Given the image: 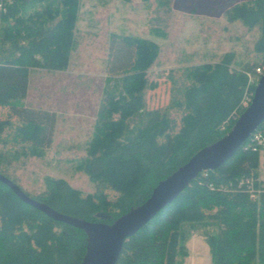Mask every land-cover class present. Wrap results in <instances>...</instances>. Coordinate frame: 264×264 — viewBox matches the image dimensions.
Returning a JSON list of instances; mask_svg holds the SVG:
<instances>
[{
  "label": "trees",
  "instance_id": "trees-1",
  "mask_svg": "<svg viewBox=\"0 0 264 264\" xmlns=\"http://www.w3.org/2000/svg\"><path fill=\"white\" fill-rule=\"evenodd\" d=\"M2 4L0 107L7 111L5 116L0 113V174L29 197L92 222L113 223L146 201L159 181L196 152L222 138L244 111L240 102L245 89L254 91L247 73L264 68V0L234 3L226 13L229 21L258 28L252 50L259 60L242 63L228 52L217 62L186 67L174 80L170 102L161 108L149 109L145 101V91L155 87L148 71L159 46L148 38L113 33L105 97L86 157L78 165L95 183V192L83 195L66 179L46 176L43 190L31 194L3 170L2 151L9 143L22 144L40 155L52 146L56 112L23 100L30 69H67L76 44L80 0H2ZM260 154L239 148L217 169L200 172L125 239L116 264H184L186 242L196 231L209 247L210 264H264V193L252 199L236 189L242 177L264 178ZM262 166L264 174V155ZM219 185L225 189L218 190ZM106 189L117 197L111 200ZM87 243L84 231L25 203L0 181V264H79Z\"/></svg>",
  "mask_w": 264,
  "mask_h": 264
},
{
  "label": "rangeland",
  "instance_id": "rangeland-1",
  "mask_svg": "<svg viewBox=\"0 0 264 264\" xmlns=\"http://www.w3.org/2000/svg\"><path fill=\"white\" fill-rule=\"evenodd\" d=\"M243 0H80L75 47L64 71L32 68L23 102L53 110L57 115L52 146L34 155L29 147L9 143L3 148V170L31 194L44 188V177H61L83 195L94 193L95 183L78 169L86 157L96 115L108 85L106 62L110 36L148 38L159 46V55L148 71L155 87L145 91L149 109L168 105L174 80L186 67L217 62L225 53L250 64L259 60L252 50L259 30L248 29L240 20L229 21L232 4ZM7 108L0 107L2 116ZM179 117V113H173ZM13 127L3 136L11 134ZM12 145V146H11ZM2 146H0L1 148ZM12 147V148H11ZM26 152V155L23 153ZM260 154L261 176L264 177ZM114 200L117 193L106 189ZM184 264H210L209 247L199 231L186 242Z\"/></svg>",
  "mask_w": 264,
  "mask_h": 264
},
{
  "label": "water",
  "instance_id": "water-1",
  "mask_svg": "<svg viewBox=\"0 0 264 264\" xmlns=\"http://www.w3.org/2000/svg\"><path fill=\"white\" fill-rule=\"evenodd\" d=\"M264 120V73L259 77L250 105L238 116L231 129L218 141L200 149L185 164L159 181L149 198L131 208L113 223L92 222L62 214L43 202L29 197L18 185L0 174L25 203L41 210L56 221L77 227L87 235V248L79 264H116L125 239L135 234L158 211L171 203L200 173L215 170L230 159L242 143Z\"/></svg>",
  "mask_w": 264,
  "mask_h": 264
},
{
  "label": "built area",
  "instance_id": "built-area-1",
  "mask_svg": "<svg viewBox=\"0 0 264 264\" xmlns=\"http://www.w3.org/2000/svg\"><path fill=\"white\" fill-rule=\"evenodd\" d=\"M4 7L2 0H0V11H3ZM264 73L263 67H257L255 73H247L248 83L255 84L257 83L259 77ZM254 91L249 87L245 89L243 97L240 102V107L242 110H245L251 103L253 98ZM239 116V115H238ZM238 116L236 118H238ZM240 148L243 151H251L264 153V120L258 125V127L251 133V135L242 143ZM233 183H229L227 187L231 188ZM213 188V187H211ZM215 188V187H214ZM217 189H225L223 185L217 187ZM236 189L245 191L249 196L254 199L257 198L260 194L264 193V178L255 179L254 177H242L236 182Z\"/></svg>",
  "mask_w": 264,
  "mask_h": 264
},
{
  "label": "crops",
  "instance_id": "crops-1",
  "mask_svg": "<svg viewBox=\"0 0 264 264\" xmlns=\"http://www.w3.org/2000/svg\"><path fill=\"white\" fill-rule=\"evenodd\" d=\"M29 90V89H28ZM28 92V91H27ZM29 93V92H28Z\"/></svg>",
  "mask_w": 264,
  "mask_h": 264
}]
</instances>
